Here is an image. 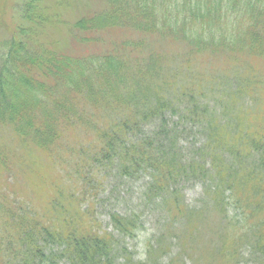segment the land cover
Segmentation results:
<instances>
[{"label":"trees","instance_id":"16d2710c","mask_svg":"<svg viewBox=\"0 0 264 264\" xmlns=\"http://www.w3.org/2000/svg\"><path fill=\"white\" fill-rule=\"evenodd\" d=\"M64 2L15 0L0 39V264H160L161 238L144 262L121 246L139 216L112 214L121 239L98 228L94 183L112 167L153 179L183 252L205 246L192 221L231 228L233 207L241 231H213L217 253L264 260V0ZM189 122L205 140L186 160ZM196 179L206 200L190 211L177 189Z\"/></svg>","mask_w":264,"mask_h":264},{"label":"rangeland","instance_id":"374dc122","mask_svg":"<svg viewBox=\"0 0 264 264\" xmlns=\"http://www.w3.org/2000/svg\"><path fill=\"white\" fill-rule=\"evenodd\" d=\"M43 1L47 3V0ZM70 1L72 3H76V0ZM14 2L15 0H6L4 7L6 8L5 11H7V13H4V17H2L3 20L0 19V39L8 36V30L5 29V26L6 28H12L14 25L12 20L13 11L11 10ZM47 6L51 7L56 12H61L64 10L53 7L51 3L47 4ZM1 21L3 22L2 24ZM56 33L57 30H53L51 32V35H49L52 40H54V38L52 37L53 35L57 38ZM62 35L63 34L60 33V40H62ZM22 96L25 97V94H22ZM218 100L219 99L210 98L208 101H212L213 104H216ZM261 103L262 101L260 102V104ZM177 117L179 116L177 115ZM166 119H170L171 122L174 121L175 124L178 123L174 115L171 117L169 114H167ZM187 124L189 125H187L186 132L181 138L178 146L180 148V151L182 152L181 155H183L186 160H190L195 149H198L200 146L204 145L205 136L201 133V130L199 128L193 126V123L189 122ZM150 128H148L146 132L151 130ZM41 165H46L45 160L41 162ZM20 178L22 179L21 181L24 182L23 188L24 186L25 188H27V186L33 187V184L31 182L28 183L27 180L23 178V176H20ZM36 179L38 181V184L34 186L40 187L43 183V180H41L37 176ZM31 180L35 183L33 178H31ZM152 181L153 179H151L150 176L143 171L137 173L134 177H132V175L122 176L120 175L119 168L112 167L104 168V170L102 169V173L97 175V182L94 183L96 188H99L97 192L98 195L95 201L97 202L96 221H98L97 223L99 224L98 228L100 229V231H108L114 233L116 234L117 239H121V235L119 233H116L112 228V214L116 213L122 216H139L142 225L140 226L141 228L138 230L137 234L134 237L133 235L122 237L124 239L121 240V246L123 247V249L125 247L127 252L133 255V258L136 262L145 261L144 253L148 242H152L153 246H155L161 238L162 244L164 246L166 242L169 243L171 253L161 259L160 264H192V261H196L195 264H264V260L261 258V256L250 254L249 246L243 249L244 258H241L238 262L237 259H228L226 257H223L222 254L217 253V247L215 245V241L217 242V236H225L231 228L241 231V227L239 226V224L241 222L242 215L239 212H235L233 207L228 210V212L230 213L229 216L231 217V228H228V225L227 227L224 226L223 228H219L217 223L211 225L207 216L203 218L208 223V228H204V225L199 226V223L195 224V221H192L191 223L193 224L189 225V232H191V234L198 238V235L194 230H196L197 232L198 230H203V232H205L206 234V238H204V240H206L204 242L205 246L203 247L202 254L198 252L196 248L188 250L189 248L187 247L183 252L182 249L187 245V242H183L182 236L180 235L179 230L181 229L182 224L171 223L170 214L166 206H164L162 199L159 196L155 197L157 194L153 195L150 193L149 189ZM202 184L203 182L201 180L196 179V182L191 181L182 183V186L178 187L177 189L182 196L184 206L190 209V211L191 209H194L195 206L202 204L206 200L204 190L205 185L203 184L202 186ZM245 197L251 199V197ZM194 217H196V215H194ZM170 230H175L176 234L172 235L171 233L170 235L168 233ZM218 230L220 234L216 233L217 236L212 234L213 231ZM176 236L177 238H174L172 240V238ZM179 243L181 244V246L179 245ZM194 246L198 248L197 243H195ZM119 253L122 254L121 251H119ZM182 257H184V260ZM119 258L121 257L118 256V259ZM60 264L68 263L63 262Z\"/></svg>","mask_w":264,"mask_h":264}]
</instances>
